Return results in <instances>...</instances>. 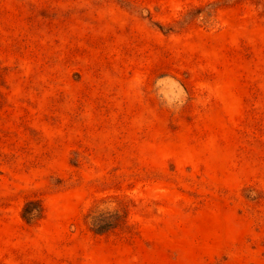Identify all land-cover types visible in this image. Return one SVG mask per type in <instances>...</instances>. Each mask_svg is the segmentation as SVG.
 I'll return each mask as SVG.
<instances>
[{
	"label": "rangeland",
	"instance_id": "374dc122",
	"mask_svg": "<svg viewBox=\"0 0 264 264\" xmlns=\"http://www.w3.org/2000/svg\"><path fill=\"white\" fill-rule=\"evenodd\" d=\"M0 264H264V0H0Z\"/></svg>",
	"mask_w": 264,
	"mask_h": 264
}]
</instances>
